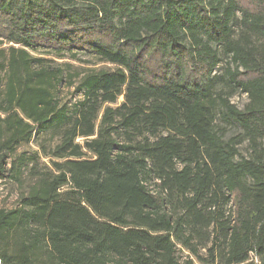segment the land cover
Returning a JSON list of instances; mask_svg holds the SVG:
<instances>
[{
    "label": "trees",
    "instance_id": "16d2710c",
    "mask_svg": "<svg viewBox=\"0 0 264 264\" xmlns=\"http://www.w3.org/2000/svg\"><path fill=\"white\" fill-rule=\"evenodd\" d=\"M2 179L1 264H264V0H0Z\"/></svg>",
    "mask_w": 264,
    "mask_h": 264
},
{
    "label": "rangeland",
    "instance_id": "374dc122",
    "mask_svg": "<svg viewBox=\"0 0 264 264\" xmlns=\"http://www.w3.org/2000/svg\"><path fill=\"white\" fill-rule=\"evenodd\" d=\"M233 32L234 36L236 35L237 32V25L234 23L233 26ZM213 47L219 52V57H220V62L217 65V68L214 71V74L221 75L226 67L229 66V59L226 58L225 56L222 55L221 53V48L218 46L213 45ZM34 56H39V57H44L47 59H54L56 63H61V64H70L72 66V69H89V70H99V69H107V70H114V66L102 63L98 61L95 58L89 57V56H84V55H79L77 56L76 60H70L67 58H64L62 60L55 59L54 57L50 56H45L40 53H34ZM215 92L222 91L226 96H228L230 102L236 106L238 109H242L244 104L247 102L246 96L244 94H240L239 92H234L231 90V88L227 85H225L222 82H218L215 85ZM123 98L119 97L117 100V103L119 104L122 102ZM239 131L235 127H227L226 128V136L227 137H232L238 135ZM37 150V147L34 142L30 143H23L21 144L18 148V152H31ZM239 152L241 155L246 156L247 155V144L246 142H243L239 146ZM15 198H16V190L15 187L9 183L8 181L2 179L0 180V208H11L14 203H15ZM181 262L183 263L184 261L191 260L192 264H199L197 261L188 255L187 252L185 251H180L178 253ZM256 264H261L259 261L255 260Z\"/></svg>",
    "mask_w": 264,
    "mask_h": 264
},
{
    "label": "built area",
    "instance_id": "2783aa9c",
    "mask_svg": "<svg viewBox=\"0 0 264 264\" xmlns=\"http://www.w3.org/2000/svg\"><path fill=\"white\" fill-rule=\"evenodd\" d=\"M0 264H1V262H0Z\"/></svg>",
    "mask_w": 264,
    "mask_h": 264
}]
</instances>
